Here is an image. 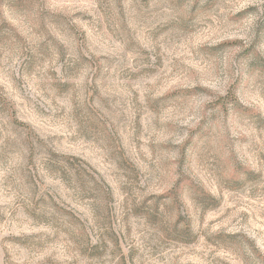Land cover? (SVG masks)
Returning a JSON list of instances; mask_svg holds the SVG:
<instances>
[{
    "label": "rangeland",
    "instance_id": "obj_1",
    "mask_svg": "<svg viewBox=\"0 0 264 264\" xmlns=\"http://www.w3.org/2000/svg\"><path fill=\"white\" fill-rule=\"evenodd\" d=\"M0 264H264V0H0Z\"/></svg>",
    "mask_w": 264,
    "mask_h": 264
}]
</instances>
